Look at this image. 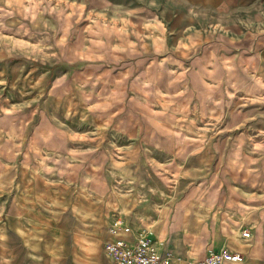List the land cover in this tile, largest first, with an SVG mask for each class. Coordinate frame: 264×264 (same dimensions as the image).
I'll return each instance as SVG.
<instances>
[{
	"label": "crops",
	"instance_id": "1",
	"mask_svg": "<svg viewBox=\"0 0 264 264\" xmlns=\"http://www.w3.org/2000/svg\"><path fill=\"white\" fill-rule=\"evenodd\" d=\"M0 6L11 11L0 14V37L31 38L27 48L4 51L55 54L47 64L58 63L56 73L67 76L57 74L49 90L76 86L71 95L82 115L96 118V150H111L112 172H132L112 179L108 195L113 218L132 228L128 239L148 232L162 252L173 253L170 264H187L210 247L244 254L229 264H264V0H0ZM51 69L42 71L44 84ZM28 79L39 85L37 74ZM49 131L39 126L37 108L0 110V149L31 155L48 147ZM119 149L124 158L115 160ZM26 164L20 162V191L32 198L40 178L32 162L23 175ZM0 166V180L9 181L7 166ZM53 179L46 175L48 185ZM54 209L0 207V264L8 256L9 264L38 261L39 246L54 260V228L35 219Z\"/></svg>",
	"mask_w": 264,
	"mask_h": 264
},
{
	"label": "rangeland",
	"instance_id": "2",
	"mask_svg": "<svg viewBox=\"0 0 264 264\" xmlns=\"http://www.w3.org/2000/svg\"><path fill=\"white\" fill-rule=\"evenodd\" d=\"M40 7L45 12L51 8ZM6 8L7 10L0 6V14L11 13L9 7ZM27 14L30 16V12ZM19 32L27 33L24 28H20ZM30 40L24 37H0V110L29 111L37 108L39 126L50 130L44 138L48 147L32 149L31 155L30 152L25 153L26 149H0V163H5L8 169L6 175L10 178L7 182L0 180V207L55 208L54 212L35 214L36 220L44 225L50 222L54 228V246L49 245V252L53 254L54 260L48 262L46 255L41 252L45 246H39L38 261L24 260L21 264H108L103 242L108 237L107 227L113 218L109 188L112 179H126L132 172H112L111 150H96V118L82 115L83 106L71 95L72 92H77L76 86H73L72 91L67 88L68 84L56 85L52 91L49 90L52 80L59 74L56 73L57 69H60L58 63L47 64L48 61L53 62L50 60L55 58V54L46 53L45 49L44 52L4 51L7 48H27L31 46ZM45 40L46 38H39L40 42ZM31 63L35 64L34 69H31ZM47 66L52 67V76L48 84H44L46 75L42 71ZM32 73L37 74L40 79L37 87L29 83L28 78ZM4 76L6 80L3 79ZM59 76L63 78L67 74ZM36 92L38 96L31 100V93L35 96ZM155 121L156 118H152V122ZM121 151L114 150L113 159L124 158ZM118 153L120 155H116ZM98 154H101L99 160L102 159V162L97 160L98 164H93L91 160ZM20 162H27L22 166L23 175H30L31 162L35 165L33 172L39 174L40 178L37 196L30 198L29 195H21L20 190L25 181L22 182L20 177ZM2 169L0 166V171ZM121 169L126 168L123 166ZM47 174L54 178L49 181V185L46 183ZM95 191L102 193V198L96 197ZM3 233L0 230V235H4ZM0 252L5 253L4 250ZM6 258L8 264L9 259H14L9 256ZM10 264H14V261H10Z\"/></svg>",
	"mask_w": 264,
	"mask_h": 264
},
{
	"label": "built area",
	"instance_id": "3",
	"mask_svg": "<svg viewBox=\"0 0 264 264\" xmlns=\"http://www.w3.org/2000/svg\"><path fill=\"white\" fill-rule=\"evenodd\" d=\"M109 236L103 242V251L110 264H170L173 253L162 252L154 238L145 231L136 232L132 239L126 236L132 231L121 216L112 218L108 227ZM249 236L248 230L242 231ZM244 260V254L227 247L209 248L201 258H191L187 264H229Z\"/></svg>",
	"mask_w": 264,
	"mask_h": 264
}]
</instances>
